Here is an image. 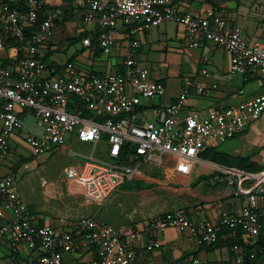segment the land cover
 Wrapping results in <instances>:
<instances>
[{
    "label": "built area",
    "instance_id": "obj_1",
    "mask_svg": "<svg viewBox=\"0 0 264 264\" xmlns=\"http://www.w3.org/2000/svg\"><path fill=\"white\" fill-rule=\"evenodd\" d=\"M69 1L80 21L78 32H86L78 40L81 47L92 54L96 48L110 53L126 41L121 65L113 71L91 69L82 74L75 58L49 59L57 12L45 9L39 17L42 0H0V50L9 51L2 57L5 61L0 60V163L8 158L13 137L33 153L63 146L74 137L88 141L90 151L83 155L80 167L67 165L62 172L89 202L102 203L114 189L138 175L142 162L162 163L163 154L212 163L224 175L230 195L244 196L246 201L237 212L221 210L214 220L193 219L175 208L162 211L142 227L112 226L82 215L58 229L39 221L19 196L13 174L5 173L0 176V241L6 239L12 250L24 245L32 255L27 264H63L64 253L81 250L89 253L84 264H137L138 241L147 235L145 247H159L156 233L167 227L189 233L197 243L215 241L224 228L238 233L244 244L264 234V167L251 171L201 155L206 147L232 137L258 118L264 112V92L198 114L186 110L188 96L207 95L216 83L206 87L184 76L175 99L164 102V85L151 78L148 67L133 56L140 44L138 32L170 20L183 27L190 47L207 40L229 52L231 70L246 80L264 76V41L247 39L242 27L229 24L223 9L215 4L199 15L181 10L170 0ZM114 30L121 31L123 38L114 37ZM200 71L208 74L206 68ZM139 97L146 101L140 102ZM27 114L38 131L23 127ZM103 134L111 161L93 154ZM69 154L76 153L69 150ZM232 249L228 260L215 264H264V253L246 252L241 244ZM185 264L212 263L193 255Z\"/></svg>",
    "mask_w": 264,
    "mask_h": 264
},
{
    "label": "crops",
    "instance_id": "obj_2",
    "mask_svg": "<svg viewBox=\"0 0 264 264\" xmlns=\"http://www.w3.org/2000/svg\"><path fill=\"white\" fill-rule=\"evenodd\" d=\"M48 1L51 5L67 2V0H54L57 1L56 3H53L52 0ZM170 2L183 11H189L199 15H203L208 6L212 4L218 5L223 9L229 24H238L242 27V33L247 39L259 38L264 41V0H170ZM167 21H164L158 26L149 27L148 29L138 32L136 37L139 39L140 44L135 48L134 52L141 47L142 41H148L156 36L158 37L159 32H161V34L165 33L166 39L170 41V43L168 42V51L162 50L163 48L149 47L146 60L143 64L140 62V58L138 56L136 57L133 52V56H135L134 58L137 63L148 67L151 78L157 79L163 85H165L168 76L178 81L179 85L177 92L166 94V98L163 97V94L161 100L164 102H171L175 99L179 93L181 81L184 76H192L206 87H209L211 83H216L217 85L215 88H209L207 95L188 96V101L185 106L186 110L194 111L198 114H204L216 108L233 105L241 100L264 92V76L256 75L244 80L240 73L231 70L229 52L221 47L214 46L207 40H202L197 47H190L184 36L183 27L171 21L176 24L174 25V31L171 32L170 30V32H167ZM64 27L65 26L60 29L63 30ZM111 34L114 37L123 38L121 31L114 30ZM123 44L122 47L113 49L116 57H120L121 59L117 61L112 60L110 58L111 55H107V58L102 62L104 70L100 69V73L107 71V69H109L108 71H113L120 67L123 53L126 49V41H124ZM83 49L84 48L79 47L70 56L74 58L77 53L81 52ZM53 50L51 52H53ZM7 52L0 50V60ZM99 53L102 54L101 51ZM94 54H96V51ZM201 68H206L208 74H202L200 71ZM89 70L91 69L89 68ZM240 89H242V91H240ZM263 113L264 112L261 113L262 116ZM251 122L252 121L232 137L243 136L244 132H248L250 125L255 123L256 120ZM13 139H16V137H13ZM252 142L254 143H251L253 145L250 146L252 152L245 154L221 149L219 148L220 142L215 143L212 147L216 146V149L226 153L228 156H247L256 166H264V164H261L257 159L253 158V154L258 150L257 148L263 145L259 144L258 140L252 139ZM67 143L63 147H66ZM89 148H91V144ZM164 155L165 158L167 157L168 159L173 156L169 154ZM164 159L162 157V161H164ZM208 160L212 161L210 159ZM193 163L194 165L191 167L171 164L169 162L163 164L159 172L161 175H164L163 173L167 171L165 174L168 179L165 187L161 185L155 187L156 184H154L148 188L138 187L126 189L123 188L125 183L122 184L114 189L106 199L100 203V206L105 204L107 209L103 214H109V216L117 220V226L130 225L133 227H142L145 221L155 217V215L160 214L164 210L175 208L187 212L193 219L206 218L214 220L221 210L237 212L243 203H245V197L230 195L226 187L224 175L219 172L212 163L204 160H197ZM13 167V164H9L8 158L5 159L0 163V176L5 173H12L6 168ZM242 169L255 170L248 168ZM147 172L148 173L144 176L147 178L151 177V180L155 179L157 174L153 175L151 170ZM13 176L15 179V175ZM63 177L64 180L61 181L62 184L60 185L55 181L49 180L45 182L38 190L40 196H48L51 198L58 197V199H62V196L65 194L67 199L71 198L76 200V198H82V200H80L81 202L78 203L79 206H82V203L88 204L89 201H87L82 194L81 188L75 185L72 179L66 176ZM152 181L156 182V179ZM202 185H205V187ZM15 188L19 196L26 202L27 207L38 215L40 222L52 224L58 229H65L78 218L70 220L71 218L64 214L61 209L46 210L45 207H43L44 203H39L38 201L34 202L36 201L35 199H27L26 194L24 193L23 195L21 190L16 187V179ZM153 188L155 191L164 189L160 191V194L162 193L161 199H156L154 195L157 193L153 192ZM163 192L165 194H163ZM132 196L139 202V207L136 208V213L139 215L133 217L134 220H130V213L128 212L127 217L125 216L124 218H121L120 215H116L117 209H121L120 206L117 205L118 201L133 199ZM116 200L117 203H115ZM64 205L68 206L69 210L73 208L68 202H65ZM1 220L2 218H0V221ZM128 222L132 224H126ZM232 237L233 233L228 230L226 232H221L218 242H216L217 244L209 245L197 243L187 232L179 231L174 227H167L156 233L155 238L160 242L159 247H145L146 240H148L147 235L138 241L136 247L137 264H185L193 255H197L215 264L219 260H228L233 254L232 247L235 243L233 245H228L225 242L227 240H232ZM81 251V256H85L86 259L89 253L87 251ZM78 253L79 252H77V254L73 252L64 253L63 264L76 263L78 261L77 259H79ZM31 256V253H29V250L24 245H21V248L18 250H12L6 239L0 241V264H27L30 262Z\"/></svg>",
    "mask_w": 264,
    "mask_h": 264
},
{
    "label": "rangeland",
    "instance_id": "obj_3",
    "mask_svg": "<svg viewBox=\"0 0 264 264\" xmlns=\"http://www.w3.org/2000/svg\"><path fill=\"white\" fill-rule=\"evenodd\" d=\"M52 1L53 3L57 2L54 0ZM79 22V19L73 17L71 20L65 23V27L63 30L58 27L55 28L54 35L51 38L54 50L49 55V59L55 61H63L67 59L76 49L81 47V43L79 41L69 42L66 39L67 36L75 35L77 33L79 26H81ZM174 25H176L174 22L167 21V32H170V30L171 32H173ZM156 37L148 41H142L141 47L139 49H136V51L134 52L135 56H138L140 58V62L142 64L146 60L149 47L163 48L162 50L164 51L169 50L168 44L170 43V41L166 39V34H161V32H159L158 37ZM41 51L44 52L46 50L41 49ZM107 55H111L110 58L112 60L117 61L121 59L120 57H116V54L113 50L110 53L92 54L89 48H84L81 52L77 53L74 58L79 71L82 74H85L89 71V68L92 69V71L96 72H100V69L104 70L102 62H104V60L107 58ZM108 70L109 69H107V71ZM169 77L170 76L166 78V83L164 85V98H166V94L176 93L178 90V81L176 79H172V77ZM138 100L140 102L146 101V99L143 97H139ZM255 120L256 122L250 125L248 132H244L243 136H234L228 138L227 140L219 143V148L227 150L229 152L234 151L241 154L250 153L252 152V149L250 150V146L254 144L252 142V139L258 140L259 144H262L263 146L257 148L258 150L257 152H255V154H253V158L257 159L261 164H264V113L263 116L261 115ZM23 127L27 130L32 131L39 130V128L35 124L33 117L29 114L25 115V117L23 118ZM63 146L56 147L43 153H33L29 146H27L22 140L12 138L9 142L10 152L8 160L9 164H13L14 167L6 169H8V171L12 172V174L15 175L16 187L21 190L23 195L24 193L26 194L27 199H35L36 201L34 202L38 201L39 203H44L43 207H45L46 210H63V213L71 218L70 220L75 219L81 215H93L96 219L100 220V218H102L105 222L112 224V226H117V220L109 216V214H103V212L107 211L105 204L100 206V204H97L95 202H89L88 204L82 203V206H79L78 203L81 202L80 200H82V198H76V200L71 198L67 199L65 194L62 196V199H58V197L51 198L48 196H40L38 190L43 186L45 182L50 180L58 182V185L62 184L61 181L64 180V175L62 172L63 167L69 164H76L80 167L84 160L83 155L88 153L90 150V143L88 141H79L74 137H71L66 147ZM69 150L75 152L76 154H69ZM106 150L107 143L105 141V135L103 134L100 141L97 143L93 154L99 159L111 161V159L106 154ZM162 157L164 159L165 155L163 154ZM166 162L186 167H191L192 165H194V163L189 159L176 156H172L170 159L166 157L164 161H162V163L144 161L138 168V175L134 176L132 180L126 182L123 188H148L154 184H156L155 187L158 185L165 187V184H167L166 181L168 179L167 175L165 174L167 171L163 173L165 175L164 176L160 174L159 170L161 169L163 164H166ZM148 170H151L153 175L157 174L155 177L156 182L152 181L155 179L151 180V177L147 178L146 176H144L148 173ZM202 186L205 187V185ZM154 188L153 192L157 193L154 196L156 197V199H161L162 193L160 194V191H163L164 189L155 191L156 188ZM163 194L165 193L163 192ZM65 202H68L73 206V208L69 210L68 206L64 205ZM115 203H117V200L115 201ZM117 205H119L121 209H117L116 215H120L121 218H124L125 216L127 217V214L130 213V220H134L133 217L139 215L136 213V208L139 207V202H137V199L135 198L120 200V202L118 201ZM126 224L132 223L128 222ZM81 254L82 251H79V259H77L78 261L74 264H84L85 256H81Z\"/></svg>",
    "mask_w": 264,
    "mask_h": 264
},
{
    "label": "trees",
    "instance_id": "obj_4",
    "mask_svg": "<svg viewBox=\"0 0 264 264\" xmlns=\"http://www.w3.org/2000/svg\"><path fill=\"white\" fill-rule=\"evenodd\" d=\"M42 8L39 11V17H41V13L45 9H50L51 11H55L56 16L54 17V24L56 27L62 28L65 26V23L68 20H71L74 17V8L71 5L70 1L69 2H60V4L57 5H51L47 1L42 0ZM86 32H77L75 35L67 36L66 39L71 42V41H77L81 38L82 35H84ZM93 42L95 43L94 37H92ZM96 53L100 52L99 48H96ZM48 52L47 54L44 55V58L48 57ZM69 59H72V56L69 57ZM4 62L5 59H2ZM201 155L205 158H208L214 162L221 163L224 165H229V166H236L238 168H248V169H261L264 166H256L253 162L249 160L247 156H228L226 153L219 151L215 147H206L202 152ZM227 229H222L221 232H226ZM219 233V236L221 234ZM219 236L217 239L213 242L210 243H205L209 245H215L218 242ZM233 239L230 241H225L226 244L228 245H233L235 244H241L246 252L255 250L258 253H264V234H260L258 238L249 244H244L242 240L240 239V235L238 233H233Z\"/></svg>",
    "mask_w": 264,
    "mask_h": 264
}]
</instances>
